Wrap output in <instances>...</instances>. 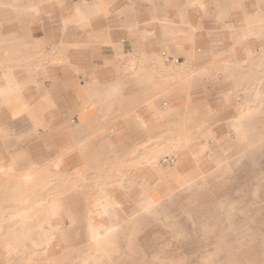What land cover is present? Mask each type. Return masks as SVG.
Segmentation results:
<instances>
[{
	"label": "crops",
	"instance_id": "crops-1",
	"mask_svg": "<svg viewBox=\"0 0 264 264\" xmlns=\"http://www.w3.org/2000/svg\"><path fill=\"white\" fill-rule=\"evenodd\" d=\"M36 48L52 51L55 63L37 69L8 67L17 59L20 66L28 64L27 55ZM164 50L178 60L170 65L171 76H181L178 85L185 92L168 95L167 102L155 104L152 113L142 104L131 121L106 123L122 109L117 104L120 98L141 95L139 81L114 75L113 63L121 64V56L140 60ZM2 51L11 59L0 67L9 70L11 78L0 89V136H7L0 138V157L9 161V168L16 169L19 160L28 156L24 151H9L12 131L16 138L35 137L33 144L44 149L32 153L31 161L60 157L59 173L82 168L92 151L94 131L104 129L106 141L123 150L167 132L165 107H187L196 135L212 136L195 143V151L184 148L163 155L175 157L174 165L130 169L122 188H107L117 202L113 220L118 226L144 209L143 204L153 203L149 194L161 197L180 189L186 173L203 174L218 145L236 141L234 128L241 133L238 143H245L258 127L251 116L239 117L249 107L237 114L232 96L242 79L240 73L247 70L248 56L260 55L264 62V0H0ZM238 64L242 72L237 71ZM231 74L233 78L227 79ZM255 79H260L255 86H261V95H251L252 99L264 98V72ZM6 172L13 174L11 169ZM65 205L68 211L60 219L61 199L53 207L50 226L55 232L49 245L41 246L47 257L87 243L92 224L113 225L105 216L87 224L89 201L78 195L67 198ZM33 241L39 242V236ZM104 258L111 259L106 253L90 254L89 264H100ZM4 262L0 255V264Z\"/></svg>",
	"mask_w": 264,
	"mask_h": 264
},
{
	"label": "rangeland",
	"instance_id": "rangeland-1",
	"mask_svg": "<svg viewBox=\"0 0 264 264\" xmlns=\"http://www.w3.org/2000/svg\"><path fill=\"white\" fill-rule=\"evenodd\" d=\"M51 52L36 48L27 55L28 64L20 66L17 59L12 60L15 65L8 67L37 69L43 64H53L55 60ZM163 52L169 55L167 50ZM9 56L7 51L0 52V67H6L1 63L11 62ZM120 59L121 64L112 65L114 75L125 81L136 78L141 95L120 98L117 104L122 109L106 123L131 121L135 109L142 104L152 113L155 104L162 106L167 102L168 95L185 92V88L178 85L181 76H171L172 64L165 65L161 55L142 56L140 60L130 55ZM237 66V71L242 72V65ZM245 68L246 72L240 73V83L235 86L232 104L237 114L247 107H260L252 117L258 127L249 143H233L227 149L219 144V150L216 148L211 155L212 162L203 174L186 173L180 189L166 192L161 197L149 194L155 204L148 212L139 210L128 218L133 217L131 220L120 223L117 253L109 260L104 258L100 264H264V98L252 99L251 96L252 87L260 80L255 76L264 72V62L260 55L251 54L245 61ZM160 71L165 72L166 77ZM226 78L232 79V74ZM240 87L242 96L237 92ZM165 109L167 132L148 138L147 148L141 145L123 150L106 141L104 129L94 131L91 141L97 145L90 142L92 151L84 158L82 168L71 173L58 172L62 164L60 157L44 163L31 161L32 153H42L44 149L33 144L35 137L16 138L15 131H12L13 143L8 147L9 151H24L28 156L19 160L16 169L10 167L13 174L0 169V255L5 259L4 264H89L93 253L89 240L83 245L67 247L55 258L47 257L45 249L33 248L27 241L23 242V248L7 252L5 245L12 242L16 233L18 235L17 226L7 218L20 206L30 208L35 200L58 195L64 207L60 219L68 211L66 199L78 195L85 202L89 201L88 224L100 218L93 213L95 195L101 188L107 190L124 184L129 170L133 171L146 154L156 153L164 157L171 150L185 148L195 151V143L212 138L210 134L196 135V124H191L192 114L187 107ZM171 155H175L174 152ZM0 164L7 166L9 161L0 157ZM26 172L33 173L28 182L21 179ZM20 198L21 203L17 202ZM36 226L35 219L25 225L26 229L34 230V239L38 238Z\"/></svg>",
	"mask_w": 264,
	"mask_h": 264
},
{
	"label": "bare ground",
	"instance_id": "bare-ground-1",
	"mask_svg": "<svg viewBox=\"0 0 264 264\" xmlns=\"http://www.w3.org/2000/svg\"><path fill=\"white\" fill-rule=\"evenodd\" d=\"M10 83H11V78H10L9 70H1L0 71V89L7 87ZM252 89H253V92L251 93V95L255 97L261 95V91H260L261 86L259 84H257ZM259 109L260 107H255L251 109L247 108L245 113L239 114L240 115L239 117L240 118L247 117V116L253 117V115H255L259 111ZM233 130H234L233 132H234L236 141L230 140L226 144L221 145V148L227 149L231 144L235 142L238 143V138L241 137V133H239L237 128H234ZM245 143H249V142L246 141ZM147 147H148L147 144L142 146V148H147ZM162 158L163 157H159V155L156 153L146 154L144 157H142L141 161H139L138 164L134 167L133 171L134 170L136 171L138 169L140 170L143 168H147L148 166L154 167V166L161 165L160 161ZM0 169H6L7 171L10 170L9 166H2L1 164H0ZM32 175H33L32 172H26L22 175L21 179L24 182H28L31 179ZM118 187L122 188L123 186L120 185ZM100 190H101L100 193H97L93 200V208H94L93 213L97 217L105 216L109 222L113 223V225H109V224L90 225L88 227L90 246L93 251L92 257L102 254V253H106L110 258H112L117 253V234H118L117 232H118L119 226L117 225V222L113 220L114 211L117 206V202L111 194L107 193L106 190H103L102 188ZM23 196L24 195H22V197ZM60 199L61 198H58V195H53V196H50L48 199L42 198L39 200H35L34 204L32 203L33 204L32 207L28 208L25 206L24 207L20 206L17 209L16 213H14L13 215H10L7 218V220L9 222H13L14 224H16L17 229H18V235L16 233V235H14V237L12 238V242L5 245L4 248L6 249V251L10 253L13 251H17V249L23 248L24 240L29 241L30 245L36 249L41 247V245L42 246L48 245L50 243V235L55 232V230L52 229L50 226V219L53 217V207L55 206L57 202H59ZM22 201H23L22 198L17 200V202L19 203H21ZM153 204H155L154 199H153V203L150 205L143 204L144 209H142L141 211L148 212ZM34 219L38 221L36 228L38 229L39 242L33 241L32 235H33L34 230L25 228V225L29 222L34 221ZM9 253H8V256H9Z\"/></svg>",
	"mask_w": 264,
	"mask_h": 264
},
{
	"label": "built area",
	"instance_id": "built-area-1",
	"mask_svg": "<svg viewBox=\"0 0 264 264\" xmlns=\"http://www.w3.org/2000/svg\"><path fill=\"white\" fill-rule=\"evenodd\" d=\"M162 59H163V62L165 65H170V64H177L178 63V60L176 59H173L171 57H169L168 55H166L165 52H161L160 53ZM241 96V95H239ZM240 98H238V101H239ZM74 121L71 120V123H73ZM175 157L173 156H165L161 159L160 163L161 165H174L175 164Z\"/></svg>",
	"mask_w": 264,
	"mask_h": 264
}]
</instances>
